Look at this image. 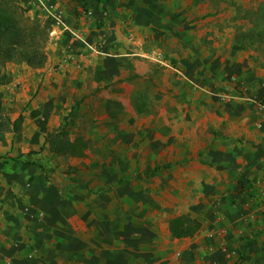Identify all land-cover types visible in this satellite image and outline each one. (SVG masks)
Segmentation results:
<instances>
[{
	"label": "crops",
	"instance_id": "crops-1",
	"mask_svg": "<svg viewBox=\"0 0 264 264\" xmlns=\"http://www.w3.org/2000/svg\"><path fill=\"white\" fill-rule=\"evenodd\" d=\"M43 1L16 0L52 20L45 66L8 63L0 75V118L11 121L0 128V264H164L183 239L201 260L264 264V46L234 49L233 20L205 15L196 0ZM124 104L142 121L187 119L193 106L202 122L209 111L210 142L195 149L205 207L194 236L171 235L178 216L166 233L124 219L120 180L85 161L73 176H48L38 152L68 106L80 105L77 127L92 112L86 131H128Z\"/></svg>",
	"mask_w": 264,
	"mask_h": 264
},
{
	"label": "rangeland",
	"instance_id": "rangeland-1",
	"mask_svg": "<svg viewBox=\"0 0 264 264\" xmlns=\"http://www.w3.org/2000/svg\"><path fill=\"white\" fill-rule=\"evenodd\" d=\"M196 1L201 4L200 10L203 13L207 11L205 15H212L224 23L233 20L238 37L234 40L235 44L254 42L255 45L264 46V0ZM34 10L37 9L32 5L23 7L22 11H19V17L22 23L37 25L42 29L46 48L53 23L51 18L40 16V13L35 14ZM156 105L158 113L167 110V105L161 103ZM123 107L127 108L124 111L126 114L134 117L131 122L123 120V126L126 127L128 124V131H86L92 123L90 117L92 112L85 113L83 120H80L82 123L77 127L79 119L75 118V115L80 105L68 106L64 116L59 120L60 125L54 127L53 131H44V139L46 141L49 135L58 134L60 140L68 139L74 142L80 138L83 143L87 140L89 147L86 153L82 156L58 154L51 151L46 141L38 154L44 155L41 159L45 166H49L47 174L50 177L55 172L61 176L63 174L73 176L77 172L73 168L82 166L85 161L87 163L85 168L88 171L118 178L121 183L118 182L116 186L122 193L124 219L133 214L140 229L141 224L158 223L157 230L166 233L163 225H166L168 218L179 215L195 217L201 206L205 207L204 201L195 198L194 158L199 153H196L195 149L210 142V136L207 135L212 127L209 111L206 113L207 119L202 122L194 118L196 108L193 106H186L189 116L187 119L162 118L158 121L156 119L142 121L135 119L132 104L129 106L124 104ZM169 109L171 114H177L178 103L171 104ZM3 123L8 125L11 121L0 118L1 129ZM151 123L156 124L154 131L147 129ZM145 126L148 127L143 131ZM155 164H158L160 169L148 174ZM106 188L108 192L114 190L110 185ZM163 217L164 220H159ZM174 246L172 250L176 251V256L165 260L164 264H214L209 260L200 259L193 239H183ZM157 254L155 252V256ZM215 264L228 263L215 261Z\"/></svg>",
	"mask_w": 264,
	"mask_h": 264
},
{
	"label": "trees",
	"instance_id": "trees-1",
	"mask_svg": "<svg viewBox=\"0 0 264 264\" xmlns=\"http://www.w3.org/2000/svg\"><path fill=\"white\" fill-rule=\"evenodd\" d=\"M22 8L16 0H0V75L8 63L25 64L37 69L45 66V40L42 29L33 24H24L20 20ZM234 49L242 46L235 44ZM58 134H51L46 141L52 152L62 155L82 156L87 143L80 138L74 142L60 140ZM158 169V168H157ZM153 173L155 172L152 171ZM201 224L188 215L171 219L169 229L174 238L192 237Z\"/></svg>",
	"mask_w": 264,
	"mask_h": 264
},
{
	"label": "built area",
	"instance_id": "built-area-1",
	"mask_svg": "<svg viewBox=\"0 0 264 264\" xmlns=\"http://www.w3.org/2000/svg\"><path fill=\"white\" fill-rule=\"evenodd\" d=\"M34 3L38 4L40 7H44V1L43 0H34ZM87 14L89 15L90 13L87 12ZM87 46L90 47L93 50H96V48H94V47H91L89 45H87Z\"/></svg>",
	"mask_w": 264,
	"mask_h": 264
}]
</instances>
